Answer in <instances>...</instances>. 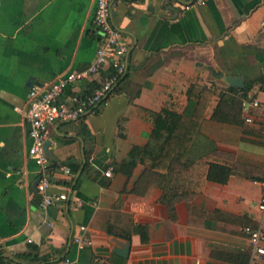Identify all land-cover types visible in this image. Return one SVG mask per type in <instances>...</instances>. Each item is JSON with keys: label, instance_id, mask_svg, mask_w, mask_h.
Instances as JSON below:
<instances>
[{"label": "crops", "instance_id": "0c3cea01", "mask_svg": "<svg viewBox=\"0 0 264 264\" xmlns=\"http://www.w3.org/2000/svg\"><path fill=\"white\" fill-rule=\"evenodd\" d=\"M96 6L0 0V264L65 257L72 264H249L245 227L262 225L264 107L254 101L264 105V0H115L113 20L131 44L127 71L95 114L52 126L50 177L69 198L41 206L29 157V92L89 67L101 38ZM96 86L83 81L73 91ZM204 87L216 97L190 152L193 164L176 165L191 173L188 181L166 192L144 164L130 174L118 169L148 143L170 93L192 110ZM220 102L222 113L212 117ZM212 161L233 166L227 183L201 178ZM73 164L78 169L67 173ZM77 237L92 244L80 246Z\"/></svg>", "mask_w": 264, "mask_h": 264}, {"label": "built area", "instance_id": "2783aa9c", "mask_svg": "<svg viewBox=\"0 0 264 264\" xmlns=\"http://www.w3.org/2000/svg\"><path fill=\"white\" fill-rule=\"evenodd\" d=\"M114 1L97 0L93 21L101 33V38L89 67L59 75L51 83L35 84L30 89L28 107L25 111L30 125L29 157L38 167L37 193L43 208L58 205L69 198L67 191H54V183L50 177V157L45 144L51 138L52 126L57 122H81L95 114L108 102L127 71L126 58L131 44L113 20ZM83 81L96 82L97 86L90 93L73 91V87ZM254 105L264 107L257 100L254 101ZM64 169L69 174L73 172L70 166H65ZM112 170L113 168L108 169L106 175L111 176ZM261 185L258 210L262 216V225L257 229L245 227L252 247L249 264H264V180L261 181ZM75 241L80 246L92 244V241L83 237H77ZM59 264H72V259L65 257ZM192 264L202 263L200 259H196Z\"/></svg>", "mask_w": 264, "mask_h": 264}, {"label": "trees", "instance_id": "16d2710c", "mask_svg": "<svg viewBox=\"0 0 264 264\" xmlns=\"http://www.w3.org/2000/svg\"><path fill=\"white\" fill-rule=\"evenodd\" d=\"M95 84L96 82H93V87ZM118 88L119 85L116 89ZM229 89L237 90L234 87ZM215 97L213 89L204 87L197 101L193 103V109L190 110L188 107L181 109L179 96H176L174 91L170 93L161 111L154 115V127L148 143L144 147H135L130 152V158L123 161L118 169L130 174L138 163L144 164L160 175L166 192L173 191L181 179L188 181V176L192 177L191 173H184L177 169L176 165L192 166L190 152L200 133L204 118L210 113ZM226 98L227 94L219 95L221 101ZM218 113H222L221 102L214 108L212 117H217ZM72 169L76 171L78 167L73 164ZM233 174L232 165L212 161L208 168L203 169L200 176L203 179L227 183Z\"/></svg>", "mask_w": 264, "mask_h": 264}, {"label": "water", "instance_id": "95a60500", "mask_svg": "<svg viewBox=\"0 0 264 264\" xmlns=\"http://www.w3.org/2000/svg\"><path fill=\"white\" fill-rule=\"evenodd\" d=\"M229 81L231 83L232 86H235V87H243V84H242V80L239 78V77H230L229 78ZM33 86V85H31ZM51 145V140H48L45 144V147H46V151L49 153V146ZM38 182H39V177L38 179L36 180L35 182V186L37 187L38 185Z\"/></svg>", "mask_w": 264, "mask_h": 264}]
</instances>
